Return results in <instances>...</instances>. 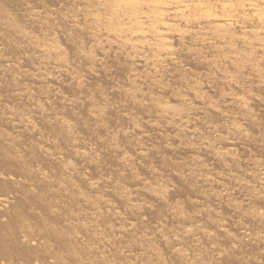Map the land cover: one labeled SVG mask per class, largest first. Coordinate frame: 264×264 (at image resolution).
Here are the masks:
<instances>
[{"label": "rangeland", "instance_id": "374dc122", "mask_svg": "<svg viewBox=\"0 0 264 264\" xmlns=\"http://www.w3.org/2000/svg\"><path fill=\"white\" fill-rule=\"evenodd\" d=\"M75 6L0 0V197L10 199L0 251L16 250L15 264H264V55L237 68L217 62L227 53L176 47L177 65L156 75L111 50L92 63L93 23ZM48 38L76 84L65 67L37 62L30 45ZM20 88L27 97H15ZM152 100L193 113L163 118ZM25 236L42 244L24 246Z\"/></svg>", "mask_w": 264, "mask_h": 264}, {"label": "bare ground", "instance_id": "6f19581e", "mask_svg": "<svg viewBox=\"0 0 264 264\" xmlns=\"http://www.w3.org/2000/svg\"><path fill=\"white\" fill-rule=\"evenodd\" d=\"M73 1L76 5L75 7H77L76 9H78V14L84 17L85 20L93 23L90 31L88 32L89 34L88 37L90 38L89 40L92 41L90 42L96 46L95 51L97 50V52L99 53L97 55L99 56L97 57L95 55L96 57L94 56L95 58L92 61L90 60L92 63L93 61H101L102 58L105 56V54L108 53L109 50H111L118 52L120 57L127 60L128 62L130 61L131 65L135 63L139 65V67H142V69H144L145 71H148L147 72L148 74L149 72H151L152 74L156 75V73L159 71L157 67H160L162 73L165 67H168L170 65L171 66L177 65L176 55H177L178 47H180L179 49H183L187 51V53L190 55L194 53L196 54L198 52V49L196 48L189 50L188 46L191 45L201 48L202 47L210 48L212 49L213 52H216L218 55L219 54L224 55L227 53L228 55L226 54L227 56L224 55L223 57L222 55L221 56L219 55L218 57V55L215 53L216 55L215 54L214 55L218 57L217 62L221 58L222 59L224 58L223 61H226L225 59L229 60L233 65L237 64L235 62H238V64L236 65L237 68L239 62L241 64L242 63L245 64L246 62V64H248L247 66L249 67L255 66L253 55L254 54L264 55V0H73ZM89 4L91 5L90 6L91 11L90 12L88 11L89 13H87V11L84 9L85 8L84 5L88 6ZM24 10L28 11L29 14L31 15V18L33 19H35L38 16V12L32 10V8L30 9L26 7ZM75 16H76L75 14H67V19L70 22V24L73 26V28H75L76 26V24H74ZM20 32L22 37H24L29 41H33V39H31L32 37L27 35L24 31L20 30ZM51 39L52 38H50L49 40L48 38L44 42L43 41L42 42L36 41L33 43L31 42L32 45H30V48L39 55L37 57L38 58L37 62L43 63V61L45 62V60L48 58L52 63V65L54 64L53 66H55L57 70L62 69V67L64 70L65 60L63 61V58L62 57H61L62 59L60 58V55L62 53H60V50H58L55 44L57 40L55 41V39L54 40ZM176 47L177 49H175ZM215 59L212 61L213 65L214 62L215 65L217 63ZM4 61L7 60L4 59ZM90 61L89 63H91ZM65 68L66 69L64 70V72H66L67 74V75L65 74L67 79L74 83L78 82L77 77L71 76L70 73L67 71V66ZM173 69H175V67ZM220 71L223 72L222 69ZM55 72H56L55 74L57 75L63 73L62 71H59L60 74L58 71ZM35 74L37 73H34V75ZM128 74L130 77L131 76L134 77L137 73L133 71L131 73L128 72ZM257 74L259 76V73ZM57 75L53 76V81L56 80L55 77ZM30 76L34 77L33 74L32 75L30 74ZM132 77L131 79L134 80L135 77L134 78ZM35 78H37V76H35ZM228 80L231 81L230 78ZM229 81L228 82L225 81V83L228 86L231 84ZM234 84L231 85L233 86ZM193 87L195 89V86H192V88ZM196 91L197 88L195 89V92ZM195 92H192V94L193 93L195 94ZM196 94L197 95L194 96L197 98V100L198 99L200 100V98L204 99L202 97H199L201 95L198 96L197 92ZM21 96L27 97L28 94L26 90L20 88V90L15 93V97H21ZM177 99L180 100L179 97ZM30 101L32 102V100ZM205 101H203V103ZM155 102H156L155 106L158 108L159 114L163 118L165 117L174 118L178 116V120H179L178 122L186 123L187 122L185 121L186 118H188L193 113V112L192 113L189 112L191 111L189 108L188 110H186L188 113L185 112L184 109L183 110L184 113L181 110V112L183 113L181 114L178 111L180 109L174 110L170 107H167L165 104L159 101L155 100ZM154 103L152 100L153 105ZM240 104L242 105V102H240L239 100L238 105ZM243 110H245V108H243ZM193 111H195V108ZM196 112L199 113L198 111ZM7 113L9 114L8 116H6L5 120L10 125H13V123L15 122H14V118L11 116L12 112L8 111ZM17 120L19 124L25 126L27 129L32 130L34 128L32 122L29 121L28 119L25 118L23 119L19 117ZM236 125L238 124L235 125L234 123L230 124V126L232 127L233 130H235L236 133L237 132L241 133L242 131L241 128H239L240 126L239 125L236 126ZM188 133L194 135L197 132L191 130L188 131ZM228 148L230 149L231 147L229 146ZM225 149L227 150V148ZM226 150L223 153H219L220 151L219 152L216 151L214 153V158L220 160L222 156L229 155L231 151L229 152L227 150L228 151L227 152ZM77 151L79 152H77L78 155L77 154L76 155L80 156L79 158H81V156L83 155L86 156V154L81 153L80 150ZM52 153L50 154L48 153L49 154L48 156H51ZM6 157H9V155ZM12 157L10 156V159H12ZM51 157H55V156H51ZM1 159H5L4 155L2 156V158L0 157V160ZM15 159H19V157L14 155L13 160ZM5 162H7V160H5ZM62 165L64 167V163ZM66 170H68V167ZM2 174L3 173L0 172V176ZM10 181L11 183L17 182L13 176H11ZM204 181L209 182L208 179H205ZM9 202H10L9 196L3 195L2 197H0V211L6 209ZM22 236L24 235L22 234ZM23 239L24 241L22 242L25 244L24 246L32 244L30 241L35 240L34 238H30V237L29 239H26V236L23 237ZM35 242H36V246L42 244V240L40 241L36 239ZM16 245L19 246V244ZM24 246L22 247L23 248L22 250H24L26 253L27 250H25L26 247ZM24 251L23 253L21 252L23 255L21 254L22 256L20 257L25 256ZM31 252H33V250ZM0 253L2 254L0 260H3V264H15L14 262L15 259L13 256L14 254H17L16 250L13 251V250L5 249V250H1ZM30 257L32 256L30 255ZM22 259L24 258H20V260L17 261L19 262ZM31 259L29 258L28 260ZM31 261L29 262L30 263L35 262V259ZM27 263L28 262H26V264ZM33 264H37V262Z\"/></svg>", "mask_w": 264, "mask_h": 264}]
</instances>
